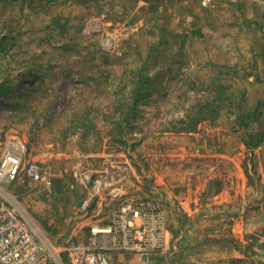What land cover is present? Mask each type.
Wrapping results in <instances>:
<instances>
[{
    "label": "rangeland",
    "instance_id": "obj_1",
    "mask_svg": "<svg viewBox=\"0 0 264 264\" xmlns=\"http://www.w3.org/2000/svg\"><path fill=\"white\" fill-rule=\"evenodd\" d=\"M257 4L0 0V41L8 43L0 51V78L37 77L32 90L0 98V140L18 136L27 144L28 158L53 174L51 191L23 175L7 190L50 241L53 258L68 264L60 251L65 243L82 240L92 220L106 221L126 198L149 196L163 205L162 180L174 182L184 175L185 181L201 174L203 159H215L218 145L206 139L204 146L203 140L216 127L243 144L246 131H264L257 123L245 130L226 100L214 119L199 120L191 130L177 129L186 111L214 91L224 90L246 107L264 102V44L255 41H264V15L256 11ZM237 21L241 27L234 28ZM238 34L243 52L236 57L230 43ZM137 95L136 115L121 121ZM261 108L264 113V104ZM245 147L241 166L250 190L244 196L238 193L234 200L232 192L231 200L217 204L219 209L207 206L212 215L199 217L191 233L181 234L188 217L180 218L179 226L176 218L171 221L175 212L170 219L165 216L169 241L175 240L168 264H216L244 256L264 264V140ZM117 163L127 170L120 199L106 206L101 194L91 204L93 211L81 212L86 190L70 187L71 171ZM210 181V188L224 185L219 177ZM96 209L100 213L91 216Z\"/></svg>",
    "mask_w": 264,
    "mask_h": 264
},
{
    "label": "built area",
    "instance_id": "obj_2",
    "mask_svg": "<svg viewBox=\"0 0 264 264\" xmlns=\"http://www.w3.org/2000/svg\"><path fill=\"white\" fill-rule=\"evenodd\" d=\"M212 0H200L209 4ZM256 1L258 0H249ZM113 164L101 170L77 166L71 171V188L86 190L80 211H93L91 204L104 194L106 206L120 199L126 167ZM20 175L51 191L53 174L38 161L28 158L27 144L15 135L0 140V264H61L53 258L54 248L41 228L10 195L7 186ZM100 209L91 216L100 213ZM68 264H111L110 255L130 253L143 264L170 258L169 237L161 203L153 197L126 198L113 208L106 221L99 218L88 224L82 240L69 239L60 249ZM58 254V253H57ZM216 264H257L253 257H235Z\"/></svg>",
    "mask_w": 264,
    "mask_h": 264
},
{
    "label": "crops",
    "instance_id": "obj_3",
    "mask_svg": "<svg viewBox=\"0 0 264 264\" xmlns=\"http://www.w3.org/2000/svg\"><path fill=\"white\" fill-rule=\"evenodd\" d=\"M257 3H259L257 5L261 4L262 8L260 7V9H257L256 11H261L264 15V0H260ZM232 10L237 13L236 9L232 8ZM262 24L264 25V22H260L261 26ZM239 27L241 26L239 21H237V23L234 24V28ZM262 27V30L264 31V26ZM252 29L255 30V27ZM261 37H264V35H261ZM241 38L242 37L239 34L231 38V50L236 57L237 55L242 56L243 49L239 46L243 44L242 41H240ZM252 38L253 36L251 39ZM255 41L256 43L258 41L261 45L264 44L263 38H258L257 40L255 39ZM248 44V47H250L252 43L249 42ZM244 54L250 55L249 50H245ZM256 54L257 53H255L253 57H257ZM231 57H233V55ZM216 128V133L207 137L204 136L203 145L205 146L206 139H208L211 143H214L215 145L217 144L219 148L217 153H213L211 156L215 159H203L205 164L201 167L203 171L200 175L195 172L193 176L186 177L185 181L184 175L183 177L180 176L174 182H170L168 178H166L165 181L162 180L165 183V185L162 186V189L166 195H163L164 200L163 205L161 204V206L164 207L163 210L165 216L170 219L172 213L175 212L171 221H174L176 218L179 226L181 224L180 218L185 216L190 219V223L187 225L188 228L181 230V234L184 232L191 233V229L195 230L198 228L197 222L199 217L207 218V216L212 215L206 210L207 206L216 204L214 207L219 209L217 204L225 200H231V196L233 195L232 192L235 193V200L236 194L239 193L244 196L247 190H250V187L247 186V177L243 171V167L241 166L242 157L244 156V151L247 148L240 140L237 141L236 137H230V135L226 134V132L223 133L225 129L220 131L221 127ZM202 151L204 152L205 150L202 149ZM120 154L122 155V153ZM204 155L209 156L206 153ZM216 161H218V163H216ZM216 177L223 179L224 185L219 189L210 188V180ZM216 209H214L213 213L217 212ZM167 232L168 237L170 238V231L168 228ZM182 236L184 239L185 234L181 235V237ZM174 241L170 239V249L172 245L175 244ZM191 244L192 243L189 244V247H191ZM185 247L187 246L182 245L183 249ZM189 258V262L194 259L193 255H190ZM110 259L113 261V264H143L136 255L130 253L111 254ZM154 264H168V262L164 259H158Z\"/></svg>",
    "mask_w": 264,
    "mask_h": 264
},
{
    "label": "trees",
    "instance_id": "obj_4",
    "mask_svg": "<svg viewBox=\"0 0 264 264\" xmlns=\"http://www.w3.org/2000/svg\"><path fill=\"white\" fill-rule=\"evenodd\" d=\"M7 46V41L5 39H1L0 51H6ZM23 76L24 74H19L17 78H14L9 81L0 78V98L12 96L16 92H22L27 87L32 90V87L37 80L35 73H33V78L29 81L25 80ZM224 94V90H221L218 93L214 91L211 97H206L192 105L189 110L186 111L184 118L179 120L180 127L177 129L191 130L199 120L214 119L222 108L221 105L224 100H226L227 104L234 106V109L231 112H234L237 122L239 124H242V127L245 130L249 128L251 123H257L260 126H262V124L264 125V113L261 108L264 104L263 101L258 102V104L254 105L253 107H246L242 106L240 103H236L234 101L235 99L231 95L227 96ZM20 95L26 96L24 93H20ZM138 99L139 96L137 95L131 103L130 107H128L125 113H123L122 117L120 118L121 121L126 122L129 117L136 115V102L138 101ZM190 120L192 121L190 122ZM245 134L246 137L244 139V144L246 146H256L264 140V131L257 133H253L252 131H246ZM63 255L66 256L65 254Z\"/></svg>",
    "mask_w": 264,
    "mask_h": 264
}]
</instances>
